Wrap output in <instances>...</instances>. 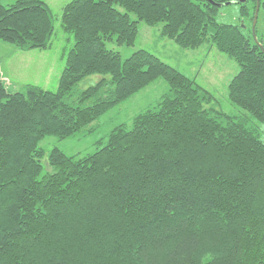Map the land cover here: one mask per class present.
Segmentation results:
<instances>
[{
  "label": "trees",
  "instance_id": "1",
  "mask_svg": "<svg viewBox=\"0 0 264 264\" xmlns=\"http://www.w3.org/2000/svg\"><path fill=\"white\" fill-rule=\"evenodd\" d=\"M257 2L66 3L61 24L74 45L58 89L10 91L0 79V264H264V140L250 124L264 125V45L217 19L238 3L254 20ZM140 21L162 23L181 47L211 41L235 59L229 98L249 116L217 108L210 90L147 49L123 59L108 47L134 45ZM54 26L45 0H0L6 43L48 49ZM160 77L168 90L157 108L114 127L92 153L53 147V171L40 177L46 135H74Z\"/></svg>",
  "mask_w": 264,
  "mask_h": 264
},
{
  "label": "rangeland",
  "instance_id": "2",
  "mask_svg": "<svg viewBox=\"0 0 264 264\" xmlns=\"http://www.w3.org/2000/svg\"><path fill=\"white\" fill-rule=\"evenodd\" d=\"M14 1L2 0L6 5L12 4ZM45 1L52 9L55 25L52 44L46 51H43L47 57L45 72L33 78L34 73H31L33 69L26 73L27 64L25 65L24 60L21 61L18 77H8L6 80V86L10 91H23L28 82L52 91L58 89L59 78L65 67L64 52L74 45L73 36L66 33L61 24L63 8L71 0ZM239 9L238 3L224 5L220 9L217 19L225 23L244 24L245 33L252 37L254 20L249 17L242 18ZM132 17L136 19L134 14ZM138 25L139 34L134 45H118L113 41L108 42V47L120 51L123 59L128 58L138 49H147L184 74L194 77L199 84L210 90L215 95L214 104L217 108L230 114L249 116L247 111L234 104L229 98V83L240 70L235 59L220 51L211 41H207L195 49L181 47L161 34L162 23L150 25L145 21H140ZM255 27L256 39L264 45V13L260 9ZM1 44L9 45V43L0 40ZM10 46L14 45L10 44ZM22 54L27 55V53ZM101 77L100 74L87 76L80 82L79 87L85 89L98 82ZM167 90V81L162 77L157 78L74 135L64 139L46 135L39 143L40 147L45 150L41 160L43 171L40 177L53 171V167L49 163V152L53 147H59L68 155L84 156L92 153L99 146L105 144L108 134L114 127L122 123L131 127L133 118L138 113L149 108H157L158 101ZM250 124L258 129L264 140V125L257 119L251 120ZM90 127H93V130H90Z\"/></svg>",
  "mask_w": 264,
  "mask_h": 264
},
{
  "label": "crops",
  "instance_id": "3",
  "mask_svg": "<svg viewBox=\"0 0 264 264\" xmlns=\"http://www.w3.org/2000/svg\"><path fill=\"white\" fill-rule=\"evenodd\" d=\"M46 50L47 49L21 50L17 47L14 48V46H10V44H1L0 65L2 73L0 74V79H2L6 84V80L8 79V77H18L19 66L21 61L23 60L25 61V65L27 64L26 73H29L31 69H33V71H31V73H34L33 78L42 75L45 72L47 64L46 54H43V51ZM22 53H27V55Z\"/></svg>",
  "mask_w": 264,
  "mask_h": 264
},
{
  "label": "water",
  "instance_id": "4",
  "mask_svg": "<svg viewBox=\"0 0 264 264\" xmlns=\"http://www.w3.org/2000/svg\"><path fill=\"white\" fill-rule=\"evenodd\" d=\"M259 6H260V2H259V0H258V2H257V8H256V11H255V16H254V22H253V36H254V38H255V40H256V42H258L259 43V45L263 48V44H261L256 38V33H255V25H256V22H257V19H258V13H259Z\"/></svg>",
  "mask_w": 264,
  "mask_h": 264
}]
</instances>
